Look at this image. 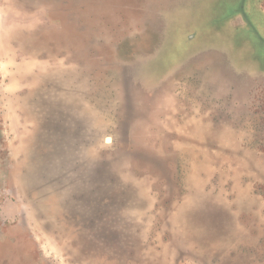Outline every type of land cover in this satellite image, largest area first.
I'll use <instances>...</instances> for the list:
<instances>
[{"label": "rangeland", "instance_id": "rangeland-1", "mask_svg": "<svg viewBox=\"0 0 264 264\" xmlns=\"http://www.w3.org/2000/svg\"><path fill=\"white\" fill-rule=\"evenodd\" d=\"M242 1L0 0V264H264Z\"/></svg>", "mask_w": 264, "mask_h": 264}, {"label": "crops", "instance_id": "crops-1", "mask_svg": "<svg viewBox=\"0 0 264 264\" xmlns=\"http://www.w3.org/2000/svg\"><path fill=\"white\" fill-rule=\"evenodd\" d=\"M264 0H243L242 2H241V5H240V7L239 6H237V8L235 9V11H234V14L233 15H235V16H241V17H243V16H245L244 18H246V20H248V18H249V14L248 13H245V12H250V10H256V12H258V14H260V15H262L263 17H264V10L261 8V3L263 2ZM239 3V0H238V2L236 3V5ZM254 7V8H250V7ZM241 7L243 8V13H240V10H241ZM249 10V11H248ZM248 17H247V16ZM244 18H242L243 19V21H245V19ZM5 211H11L12 213H13V208L11 207V205H9L8 204V207H6L5 208ZM5 218H7L8 219V217L7 216H4ZM1 220H3L4 221V219H1Z\"/></svg>", "mask_w": 264, "mask_h": 264}]
</instances>
